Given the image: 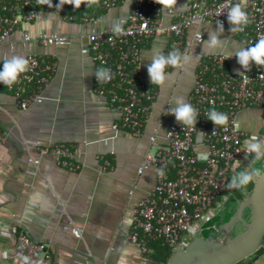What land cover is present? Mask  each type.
Segmentation results:
<instances>
[{"label":"crops","instance_id":"obj_1","mask_svg":"<svg viewBox=\"0 0 264 264\" xmlns=\"http://www.w3.org/2000/svg\"><path fill=\"white\" fill-rule=\"evenodd\" d=\"M183 8L184 3L178 0L175 10ZM100 11L104 12L98 14ZM128 13L126 4L111 10L96 7L97 27L125 25ZM172 18L169 14L165 20ZM29 24L27 28L33 33L57 32L67 35L69 41L24 46L22 32L17 30L0 45V63L11 56L26 58L29 52L51 56L54 59L44 60L55 62L40 103L23 109L13 93L0 88V130L6 134L0 141V264H46L21 252L18 238L22 233L47 245V264H158L138 254L129 241L133 210L156 185L154 165L141 173L139 169L148 154L166 145L168 127L177 122L171 114L177 98L189 103L199 60L213 54L203 52L209 33L226 40L225 52L216 53H234L244 48L242 42L217 23H195L187 36L201 31L204 40L189 45L188 53L194 59L188 67L166 69L171 75L163 88L151 83L147 66L154 50L167 55L173 47L172 37L163 34L142 44L140 80L155 89L156 98L142 134L136 136L113 127L120 121L117 111L97 90V66L87 38L91 25L52 15L43 8ZM227 66L237 73L244 69L235 56L227 58ZM154 135L156 142L151 139ZM58 143L79 147L76 161L81 168L69 170L54 154L39 151V147ZM105 159L111 161L107 171H103ZM263 164L253 162L249 171ZM217 216L204 222L201 231H207ZM77 228L81 237L75 235ZM260 254L256 264H264V251Z\"/></svg>","mask_w":264,"mask_h":264},{"label":"built area","instance_id":"obj_2","mask_svg":"<svg viewBox=\"0 0 264 264\" xmlns=\"http://www.w3.org/2000/svg\"><path fill=\"white\" fill-rule=\"evenodd\" d=\"M179 1L184 3V8L167 13L160 12L161 5L155 0H130V3L129 0H99L100 7L105 10L123 4L129 7L127 23L119 25L120 31L115 32L116 26L98 28L99 18L93 13L78 15L83 7H87L85 0L77 9L67 4L58 8L60 0H51V7L40 4L38 0H0V45L17 30L22 32L24 46L67 43V35L47 31L33 33L27 28L38 18L42 8L48 9L52 15L90 24L88 47L97 69L111 70L108 82H98L96 78V83L98 92L117 111L120 121L113 127L139 136L156 98L155 89L140 80L142 44L166 34L173 41V47L167 54L173 49L188 52L191 43L204 40L201 31H195L191 38L187 36L188 31L195 23L203 22L221 25L246 48L254 46L259 37L264 36V0ZM237 3L247 12L250 23L243 32L230 33L227 13ZM169 14L173 18L166 22L165 17ZM26 58L29 70L21 74L12 87L6 86L23 109L32 103L42 102V93L55 70V62L44 60L54 59L51 56L29 52ZM227 58L224 53L201 56L189 99L197 109V125L184 128L178 122L171 123L165 136L166 145H159L155 153L148 154L145 164L139 169L141 173L154 165L157 170L154 189L138 202L132 214L129 241L141 256L150 251L152 240H163L175 251L185 245L190 236L200 235V222L213 219L235 195L236 188H227L232 176L253 164L254 155L246 158L244 152V141L250 134L241 129L237 114L244 109L264 108V79L259 77L264 74V68H257L253 63L248 70L237 73L229 69ZM213 108L228 115L227 126H215L207 119V113ZM5 137L6 134L0 130V141ZM151 139L156 142L157 137L154 135ZM39 151L41 154H54L58 162L69 170L81 168V163L76 161L79 147L73 144L42 146ZM110 167V159H105L103 171ZM220 203H223L222 207ZM75 235L81 237V229L77 228ZM18 247L31 260L48 263L45 243L35 242L22 233Z\"/></svg>","mask_w":264,"mask_h":264},{"label":"clouds","instance_id":"obj_3","mask_svg":"<svg viewBox=\"0 0 264 264\" xmlns=\"http://www.w3.org/2000/svg\"><path fill=\"white\" fill-rule=\"evenodd\" d=\"M40 4L52 6L51 0H38ZM87 7L98 5L99 0H85ZM82 0H60L58 8L61 5H72L75 9L81 7ZM130 3V0H129ZM155 3L161 5L160 12L171 13L177 6L178 0H155ZM227 20L230 24V33L243 32L250 23L247 12L242 8L240 3L235 4L227 13ZM115 32L120 31L119 25L114 28ZM225 41L221 40L220 36L215 32L209 33V39L203 43V52L213 53L225 52ZM227 57L235 56L238 58V63L248 70L251 64H255L257 68H264V36L259 37L254 46L247 48H239L234 53H225ZM194 59L193 54L188 52L182 53L179 49H173L167 55L159 51H153L150 56L151 63L147 66L150 81L153 85L163 88L170 78L171 74H166V69L171 66L175 69L188 67ZM29 70V61L23 56H11L5 58L2 70H0V83L7 87H12L18 82L21 74ZM110 69L99 68L95 71L98 82H108L111 79ZM264 79V74L259 76ZM176 107L171 109L178 123L184 128L197 125V109L190 103L184 101L183 98H177ZM207 119L215 126H227L229 118L226 113L218 112L216 109H211L207 113ZM244 149L246 158L249 155H254V161H264V140H261L257 135L253 134L244 141ZM264 177V168L253 167L251 171L245 169L235 173L228 189H246L247 185L255 182L257 178ZM27 260V258H25Z\"/></svg>","mask_w":264,"mask_h":264},{"label":"water","instance_id":"obj_4","mask_svg":"<svg viewBox=\"0 0 264 264\" xmlns=\"http://www.w3.org/2000/svg\"><path fill=\"white\" fill-rule=\"evenodd\" d=\"M211 225L176 249L167 264H256L264 246V177L253 182L250 192L228 211L225 222L215 218ZM236 227L241 230L234 233ZM223 232L226 237L220 238Z\"/></svg>","mask_w":264,"mask_h":264},{"label":"trees","instance_id":"obj_5","mask_svg":"<svg viewBox=\"0 0 264 264\" xmlns=\"http://www.w3.org/2000/svg\"><path fill=\"white\" fill-rule=\"evenodd\" d=\"M99 6H100V3L90 8L83 7L78 12V15L88 14V13L89 14L93 13L96 15V7L100 8ZM102 12L104 11H100L98 12V14ZM0 88L7 90V87L3 83H0ZM146 103L150 104V101H146ZM142 120L143 121L145 120L144 116H142ZM252 186H253V183H250L249 185H247L246 189H237L235 191L234 197L225 205L223 209L228 212L232 207H234L237 204L239 200L243 199L248 194V192H250V190L252 189ZM149 248H150V251L148 253H145L144 257L158 264H167L174 253L173 248L167 245L166 243H164L163 240L150 241Z\"/></svg>","mask_w":264,"mask_h":264},{"label":"rangeland","instance_id":"obj_6","mask_svg":"<svg viewBox=\"0 0 264 264\" xmlns=\"http://www.w3.org/2000/svg\"><path fill=\"white\" fill-rule=\"evenodd\" d=\"M241 45L242 47L246 48L243 43H241ZM237 120L240 122V127L242 130L254 132L253 134L257 135L261 140H264V108L244 109L237 114ZM249 126H252L254 131L249 129ZM253 134L251 133V135ZM260 168H264V164ZM245 169L250 170L249 168H244V170ZM219 206L222 207L223 203H220ZM221 212L222 211L218 212L217 215H220ZM200 225L204 226L205 224L203 221H201ZM194 238L195 236H190V238L185 241V244ZM262 251H264V246L259 250L260 253Z\"/></svg>","mask_w":264,"mask_h":264},{"label":"flooded vegetation","instance_id":"obj_7","mask_svg":"<svg viewBox=\"0 0 264 264\" xmlns=\"http://www.w3.org/2000/svg\"><path fill=\"white\" fill-rule=\"evenodd\" d=\"M234 197V196H233ZM229 202V201H228ZM227 202V203H228ZM227 211H225L224 209H222V212L220 213V215H218L217 217L218 218H220V219H222V222H225L226 220H227ZM249 216V213L247 214V217ZM210 228V226L208 227V229ZM241 230V228H238V227H236L235 228V230H234V233H237L238 231H240ZM226 233H222L221 235H220V238H224V237H226V235H225Z\"/></svg>","mask_w":264,"mask_h":264}]
</instances>
